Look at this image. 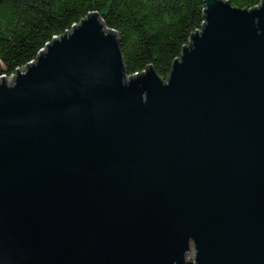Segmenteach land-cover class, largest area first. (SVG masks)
<instances>
[{
	"label": "water",
	"instance_id": "obj_1",
	"mask_svg": "<svg viewBox=\"0 0 264 264\" xmlns=\"http://www.w3.org/2000/svg\"><path fill=\"white\" fill-rule=\"evenodd\" d=\"M203 0L166 81L90 13L0 78V264H264V0Z\"/></svg>",
	"mask_w": 264,
	"mask_h": 264
},
{
	"label": "trees",
	"instance_id": "obj_2",
	"mask_svg": "<svg viewBox=\"0 0 264 264\" xmlns=\"http://www.w3.org/2000/svg\"><path fill=\"white\" fill-rule=\"evenodd\" d=\"M241 9L260 0H224ZM203 0H0V78L23 69L53 37L96 12L116 33L127 76L151 65L166 81L172 64L205 20ZM188 264H192L189 261Z\"/></svg>",
	"mask_w": 264,
	"mask_h": 264
},
{
	"label": "rangeland",
	"instance_id": "obj_3",
	"mask_svg": "<svg viewBox=\"0 0 264 264\" xmlns=\"http://www.w3.org/2000/svg\"><path fill=\"white\" fill-rule=\"evenodd\" d=\"M11 79H12V77H9L6 79L7 84L11 83ZM194 255H195V250H194V247L191 246L189 253L186 255V260L187 261H193Z\"/></svg>",
	"mask_w": 264,
	"mask_h": 264
}]
</instances>
